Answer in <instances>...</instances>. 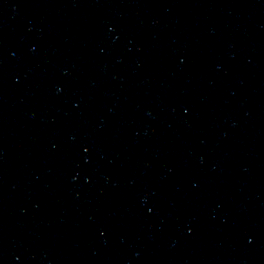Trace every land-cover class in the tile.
Segmentation results:
<instances>
[{
    "label": "water",
    "instance_id": "water-1",
    "mask_svg": "<svg viewBox=\"0 0 264 264\" xmlns=\"http://www.w3.org/2000/svg\"><path fill=\"white\" fill-rule=\"evenodd\" d=\"M203 264H264V0H217Z\"/></svg>",
    "mask_w": 264,
    "mask_h": 264
}]
</instances>
